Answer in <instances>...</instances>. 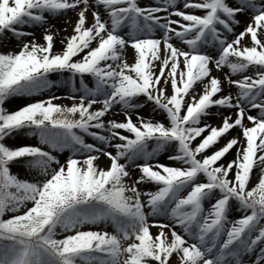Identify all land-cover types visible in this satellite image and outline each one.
I'll use <instances>...</instances> for the list:
<instances>
[{"label": "snow or ice", "instance_id": "snow-or-ice-1", "mask_svg": "<svg viewBox=\"0 0 264 264\" xmlns=\"http://www.w3.org/2000/svg\"><path fill=\"white\" fill-rule=\"evenodd\" d=\"M60 16L71 33L53 31ZM12 40L0 264H264V0H0V46ZM59 85L70 105L5 106Z\"/></svg>", "mask_w": 264, "mask_h": 264}, {"label": "rangeland", "instance_id": "rangeland-1", "mask_svg": "<svg viewBox=\"0 0 264 264\" xmlns=\"http://www.w3.org/2000/svg\"><path fill=\"white\" fill-rule=\"evenodd\" d=\"M152 2H153V0H138V3H140L142 6L145 5V4L152 3ZM242 19L246 20L247 18H242ZM240 30H241V28L238 27L237 31H240ZM14 42H16V41L14 40ZM13 49L16 50V51L19 50V48H17L16 46L11 47L9 44H7V46H0V51H9V50H13ZM129 55H132L131 48H129V50H128V56ZM225 72H228L227 68H225L223 71H218L215 68H213L212 75L219 76L221 79H223ZM233 78H236V77H233ZM50 79H52L54 81H58V80L62 79V77H60L56 73H52V74H50ZM196 87L200 88L201 86L199 85V83H197ZM233 91H234V89H233ZM69 93H70V87L64 86V85H59V86L53 87L50 91H44L43 93L36 94V95H34L32 97H14V98H10V99H8L5 102V106L7 107L8 110H13L10 107V103H12L13 100H15L16 102L18 101V107H21L25 103L31 102L33 100L46 99L51 94H55L56 96L61 97V99L56 100V103L64 104V103H68V102L72 101L71 99L67 98ZM225 114H227V113H225ZM108 118H116V119L123 120L124 116L123 115H116L115 117L109 116ZM133 119H136V117H134ZM157 119H159V117H157ZM219 122L220 121H219L218 118L213 117V119H212V123L213 124H217ZM239 131L240 130L237 128V129L233 130L231 133L236 135L237 132H239ZM6 143L11 145V146H19L21 143L22 144H24V143L35 144V143H37V141L34 138H31V137H25V138L17 137V138H9V139H7ZM234 156H235V152H234V150H232L227 155V159H229V158L233 159ZM159 159L161 160V162H168L166 160V154L165 153H162L160 155ZM106 163H107V161L102 158L101 161H100L101 166L102 167L105 166ZM12 171L14 173L19 172V175H20L21 178H26L28 176V172H27L26 169H18L17 167L14 166L12 168ZM256 171L257 170L254 169V174H253V176L251 178L253 184L257 181ZM141 187L145 188V187H154V186H152V185H141ZM9 215H11V213H6L5 214V218H7ZM234 215L238 216L239 213H234ZM108 231H112V229L109 228ZM152 231L156 232V228L153 227Z\"/></svg>", "mask_w": 264, "mask_h": 264}, {"label": "bare ground", "instance_id": "bare-ground-1", "mask_svg": "<svg viewBox=\"0 0 264 264\" xmlns=\"http://www.w3.org/2000/svg\"><path fill=\"white\" fill-rule=\"evenodd\" d=\"M68 17H70L71 18V20L72 21H75V19H76V15L75 14H73V13H71V12H69L68 13ZM68 17H65V16H60V17H58V18H53L52 20H51V22H52V24L53 25H55V28L53 29V31H56L57 29H60L61 30V35H66V34H69V33H71V31H72V28H71V26L69 25V26H67V33H65L64 31H63V29L66 27V24H65V21H66V19H68ZM42 35H43V29H40V28H37V29H35V38H36V40L37 41H39V42H41V43H43V40H42ZM25 39H32V37L31 36H28V37H25ZM11 47H13V46H16V42H14V40H12L10 43H8ZM61 47H62V45H61V43H60V38L59 37H57L56 38V43H55V45H54V51H59L60 49H61ZM131 52H132V50H131ZM128 58H129V62H131V60H132V55H129L128 56ZM228 90V88H227V85L225 86V91H227ZM56 102V101H55ZM72 103V101L71 102H68V103H64V104H68V105H70ZM61 104V103H60ZM10 107L13 109V110H16V109H18L19 107H18V101L16 102L15 100H13L12 101V103H10ZM18 107V108H17ZM150 111V109H141V113L142 114H144L145 116H147L148 115V112ZM118 115H123L122 113H119ZM135 116H133V118H134ZM231 135H233V136H235V134H232L231 133ZM22 144V143H21ZM20 144V145H21ZM25 144V143H24ZM230 159V158H229ZM157 230V229H156Z\"/></svg>", "mask_w": 264, "mask_h": 264}]
</instances>
